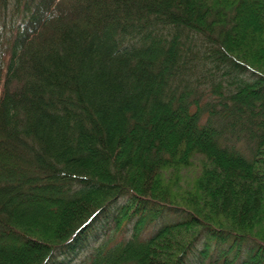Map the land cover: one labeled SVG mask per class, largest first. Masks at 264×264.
Listing matches in <instances>:
<instances>
[{
  "label": "trees",
  "instance_id": "trees-1",
  "mask_svg": "<svg viewBox=\"0 0 264 264\" xmlns=\"http://www.w3.org/2000/svg\"><path fill=\"white\" fill-rule=\"evenodd\" d=\"M150 204L190 218L143 236ZM100 219L82 264H264V0H0V264Z\"/></svg>",
  "mask_w": 264,
  "mask_h": 264
},
{
  "label": "rangeland",
  "instance_id": "rangeland-1",
  "mask_svg": "<svg viewBox=\"0 0 264 264\" xmlns=\"http://www.w3.org/2000/svg\"><path fill=\"white\" fill-rule=\"evenodd\" d=\"M205 103V98H202L201 105ZM217 109L218 107L215 106ZM241 143H237V146H240ZM120 206L117 205V209ZM146 210L152 209L156 212L159 211V216L157 218H154L151 220V222L147 225V227L142 231L143 236H148L150 235L153 231L162 228L165 225L169 224H174L175 222H184L185 220H188L190 218V214L187 213L186 211L183 210H178V209H171L167 206H155L153 204L146 205L145 207ZM109 218L112 217V214H108ZM134 220L129 223L130 226H132ZM103 221L97 220L95 224L93 225V232L96 233L98 236V241L93 242L91 238L90 241L85 242L83 248H79L76 250L73 256H70L69 259L70 261L68 264H82L81 261L84 260L85 255L89 254L90 248L96 247L100 242L107 240L110 236H113V224L112 222L109 221V223L103 224V227H100L99 225L102 224ZM206 232V231H204ZM203 233V232H202ZM127 233L124 235L122 233H119L116 235L117 239L123 238L124 236L127 237ZM201 242V241H200ZM203 242L200 243V247L196 252H192L188 254L187 256V264H208L210 260H214L212 264H222L225 260L232 261V264H241L243 260L247 258V254L249 253V250L255 248V244H242L240 247V250L238 252L237 258H234L235 252H236V247H232L231 250L230 247L231 245V240L227 238L225 242H217L214 239L210 240L209 244V251H208V258L205 260H202V258L199 257L198 252H201L204 250V245H202ZM196 250V248H195ZM221 251H225L226 255L223 257H218Z\"/></svg>",
  "mask_w": 264,
  "mask_h": 264
}]
</instances>
